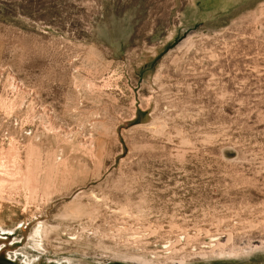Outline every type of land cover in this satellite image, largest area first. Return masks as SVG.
Here are the masks:
<instances>
[{"label":"rangeland","instance_id":"374dc122","mask_svg":"<svg viewBox=\"0 0 264 264\" xmlns=\"http://www.w3.org/2000/svg\"><path fill=\"white\" fill-rule=\"evenodd\" d=\"M0 65L3 256L264 264V0H0Z\"/></svg>","mask_w":264,"mask_h":264},{"label":"built area","instance_id":"2783aa9c","mask_svg":"<svg viewBox=\"0 0 264 264\" xmlns=\"http://www.w3.org/2000/svg\"><path fill=\"white\" fill-rule=\"evenodd\" d=\"M0 83L2 86H6L7 89L11 92L13 97L19 96V92H23L26 96L23 99H18L16 101V105L24 106L28 109L34 119L38 122H41V126L39 124L35 125V127H44L48 122H52L55 126L61 125V111L60 107H57L56 104L51 105L46 103L44 98L37 93L33 88L25 86L23 82L12 72L11 68L8 66L0 65ZM12 109H0V117L4 115L11 114ZM0 130L6 131V128L0 127ZM34 129L31 127H23V131L28 135L33 132Z\"/></svg>","mask_w":264,"mask_h":264},{"label":"bare ground","instance_id":"6f19581e","mask_svg":"<svg viewBox=\"0 0 264 264\" xmlns=\"http://www.w3.org/2000/svg\"><path fill=\"white\" fill-rule=\"evenodd\" d=\"M192 4H194V3H192ZM228 4V3H227ZM195 5V4H194ZM89 210V209H88ZM80 212H82V211H80ZM79 213V209L78 210H76V214H78ZM68 215V214H67ZM75 214L73 213L72 214V216H74ZM6 216H7V213H5V212H3V211H0V228L2 229L1 231H4V232H9V233H15L16 232V230H17V226H15L16 225V223L15 224H13L12 226H5L6 225ZM75 216H77V215H75ZM14 220V217L12 216L11 218H9V220L7 221V224H10L12 221ZM19 222H21V221H19ZM43 226H45V230L46 231H44L43 232V230L40 232V234H38V237H42L43 239H46V238H48L47 237V235H49L50 234V228H49V226L46 224V223H43L42 224ZM53 230H55L54 228H53ZM51 231H52V229H51ZM16 234V233H15ZM45 236H46V238H45ZM49 236H51V235H49ZM35 238V237H34ZM35 241H37V239H35ZM34 241V242H35ZM36 243V242H35ZM31 244V243H30ZM11 246H15V243L13 242V243H11V244H9L8 243V240L7 241H4V239L3 240H0V257H2V258H6V259H9V260H11V261H13V262H16L17 264H38V261L39 260H37V259H35V258H31V257H29L28 255H25L24 254V256H23V258H14L13 256H10L9 254L10 253H8V256H3L4 255V253L6 252V251H10V249H11ZM33 247V246H32ZM43 247V246H42ZM17 251V250H16ZM21 254V253H20ZM15 255V254H14ZM39 263H40V261H39ZM50 264H56V263H50ZM61 264V263H60Z\"/></svg>","mask_w":264,"mask_h":264},{"label":"water","instance_id":"95a60500","mask_svg":"<svg viewBox=\"0 0 264 264\" xmlns=\"http://www.w3.org/2000/svg\"><path fill=\"white\" fill-rule=\"evenodd\" d=\"M0 264H17L16 262H13L9 259L0 257Z\"/></svg>","mask_w":264,"mask_h":264}]
</instances>
